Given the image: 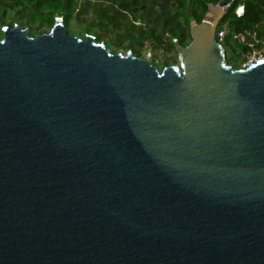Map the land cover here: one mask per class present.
<instances>
[{
  "label": "water",
  "instance_id": "1",
  "mask_svg": "<svg viewBox=\"0 0 264 264\" xmlns=\"http://www.w3.org/2000/svg\"><path fill=\"white\" fill-rule=\"evenodd\" d=\"M208 9L162 70L0 28V264H264V57Z\"/></svg>",
  "mask_w": 264,
  "mask_h": 264
},
{
  "label": "rangeland",
  "instance_id": "2",
  "mask_svg": "<svg viewBox=\"0 0 264 264\" xmlns=\"http://www.w3.org/2000/svg\"><path fill=\"white\" fill-rule=\"evenodd\" d=\"M28 2V0H25ZM74 4L73 19L67 27L71 36L85 39L87 35L95 37L97 42L106 45L111 53L127 54L132 51L134 56L140 57L155 65L159 70L166 66H179L180 56L176 50L174 37L164 26H170L178 34L177 39L186 46L192 41L190 32L191 19L185 20L182 11H173L171 7L163 5L162 0H144V9L135 11L131 4V11L124 12L113 7L108 0H71ZM0 9L6 10L8 19L4 20L0 15V28L12 27L16 20L21 29H28L33 37H40L46 31H51L52 26L47 24L49 15L37 11L32 3L22 8L15 4L0 0ZM109 14L114 24L108 25L101 21V12ZM37 19L32 24L31 19ZM63 19L59 16L56 18ZM161 36L162 44H158L153 34ZM224 46L228 63L235 69L243 67L245 62L255 60L258 57H246L239 45L231 47L226 42Z\"/></svg>",
  "mask_w": 264,
  "mask_h": 264
},
{
  "label": "trees",
  "instance_id": "3",
  "mask_svg": "<svg viewBox=\"0 0 264 264\" xmlns=\"http://www.w3.org/2000/svg\"><path fill=\"white\" fill-rule=\"evenodd\" d=\"M220 1L221 0H162V3L166 7H171L173 11L180 9L182 11V14L185 16V20L187 22L193 19L194 21L200 23L209 11L208 6L210 4L217 5ZM7 2L15 4L17 8H22L28 3L29 4L32 3L34 8L37 11L49 15L50 18L47 24L49 26H52V28L56 22V18H58L59 16L63 17L64 24L66 25V27L69 26L70 22L73 19L72 17L74 13V4L72 3L71 0H28V2H26L25 0H7ZM108 2L113 7H116L124 12L131 11V7H130L131 4L134 7L136 12L139 9L140 11L144 9V0H108ZM263 3H264V0H247L248 13L251 10L255 12V16L253 18L252 16L248 18V24L250 26H255L256 24L261 23L264 20L263 11H260L259 9V7ZM233 12L234 10L232 9L228 14H226L223 19V22L230 21V19L232 18ZM101 13H102L100 15L101 21L105 22L108 25L114 24L108 13H106L105 11ZM0 15L3 17L4 20L8 19L6 10L0 9ZM240 19H245V20L247 19V9H246V13L244 14V16ZM31 20H32V24H36V22L38 21L35 18ZM17 23L18 21L16 20L15 24ZM232 24H234V22ZM114 25L117 27L116 24ZM12 27H14V25ZM164 27L167 30H169V32L171 33L172 37H174V39L177 40L179 38L178 34L173 30L172 27L167 26V25H165ZM230 30L231 29L227 28L226 38L224 42H226L230 46H231L230 44L231 41L235 38L238 39L241 43L245 42L243 40V36L246 34V30L236 27L234 34H232ZM42 33L45 34L46 31L44 30L42 31ZM30 36H33V35L31 34ZM153 38L157 41L158 44H162V40H161L162 37L159 36L157 33L153 34Z\"/></svg>",
  "mask_w": 264,
  "mask_h": 264
},
{
  "label": "crops",
  "instance_id": "4",
  "mask_svg": "<svg viewBox=\"0 0 264 264\" xmlns=\"http://www.w3.org/2000/svg\"><path fill=\"white\" fill-rule=\"evenodd\" d=\"M240 5L245 6V13L247 9V19H240L242 17H237L235 13H232V18L230 21L223 22L224 26L226 28L231 29V33L234 34L236 27L246 30V34L243 36L244 43L240 42L238 39H233L231 41V47H235V45H239L242 47H246L248 49V56H260L264 54V20L261 23L256 24L255 26H250L248 24V18L252 16V18L255 16V12L251 10L248 13V4L247 0H240ZM250 8V7H249ZM252 9V7H251ZM260 11H263L264 15V3L259 7ZM234 22V24L230 23Z\"/></svg>",
  "mask_w": 264,
  "mask_h": 264
},
{
  "label": "built area",
  "instance_id": "5",
  "mask_svg": "<svg viewBox=\"0 0 264 264\" xmlns=\"http://www.w3.org/2000/svg\"><path fill=\"white\" fill-rule=\"evenodd\" d=\"M218 5L221 6L225 14H228L232 9L237 17H243L245 14V6L240 5L239 0H221ZM226 30L227 28L223 23L217 28L216 38L220 43H224Z\"/></svg>",
  "mask_w": 264,
  "mask_h": 264
},
{
  "label": "flooded vegetation",
  "instance_id": "6",
  "mask_svg": "<svg viewBox=\"0 0 264 264\" xmlns=\"http://www.w3.org/2000/svg\"><path fill=\"white\" fill-rule=\"evenodd\" d=\"M241 49H242V51H243V53L245 54V56L247 57L248 56V49L246 48V47H241ZM260 57H264V54H262V55H260V56H258V58H260ZM257 58V59H258ZM247 62H245V64H246ZM244 65V64H243Z\"/></svg>",
  "mask_w": 264,
  "mask_h": 264
},
{
  "label": "clouds",
  "instance_id": "7",
  "mask_svg": "<svg viewBox=\"0 0 264 264\" xmlns=\"http://www.w3.org/2000/svg\"><path fill=\"white\" fill-rule=\"evenodd\" d=\"M15 25V24H14ZM6 27V26H5Z\"/></svg>",
  "mask_w": 264,
  "mask_h": 264
}]
</instances>
